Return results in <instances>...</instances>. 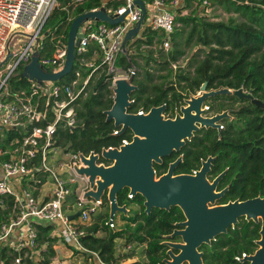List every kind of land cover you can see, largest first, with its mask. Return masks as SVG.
<instances>
[{"label": "trees", "instance_id": "16d2710c", "mask_svg": "<svg viewBox=\"0 0 264 264\" xmlns=\"http://www.w3.org/2000/svg\"><path fill=\"white\" fill-rule=\"evenodd\" d=\"M64 4L67 0H61ZM101 0H87L74 9L79 14L86 9L100 4ZM114 4H117L115 1ZM222 7L230 15L227 20H210L207 15L192 10L187 14H177L173 32L170 34L168 50L162 47L163 34L157 30L145 27L134 43L156 45V49L137 50L134 55L143 58V64L138 63L131 54L127 57L120 55L118 66L127 70L134 64L140 68L135 71L134 83L138 86L132 93L133 105L130 112H136L140 107L147 111L153 105L165 103L167 116H173L175 110L183 102V98L194 94L206 82L208 89L227 87L232 90L243 89L250 92L255 98L264 101V0H210V5ZM189 6V3H186ZM67 17V11L56 7L47 21V26L59 25ZM179 24V25H178ZM59 30V27H58ZM67 36L68 27L63 30ZM196 49L187 57L188 52ZM139 48V47H138ZM156 53V54H155ZM92 55V47L83 55L88 59ZM76 55L72 71L60 82L69 83L75 78V71H80L79 85L89 74L90 67L79 64ZM185 61L184 65L182 62ZM98 63V61H96ZM158 72V82H153V73ZM96 71V70H95ZM93 72L84 89L73 104V125L61 121L54 135L55 145L64 150L88 153L91 150L99 151L102 147L119 145L121 139H130V132L121 136L113 135L115 127L112 121H106L104 110L112 104V93L109 88L111 74L107 73L105 66ZM163 72V73H161ZM96 73L98 76H96ZM8 88L12 92L18 89H29L30 81L21 74L10 76L7 79ZM216 101L212 105L215 111L232 109L231 118H225L220 135L216 129L203 128L195 133L181 149L183 159L177 166V172H191L197 169L202 159L213 156L209 177L214 178L225 170L218 183V189L227 186L219 202L234 199H248L264 195V107L253 104L248 98H240L234 94H219L210 97ZM233 103H238L236 107ZM53 120L49 113L45 124ZM30 128V125L27 127ZM20 127L6 129V135L19 137L26 134ZM169 157L163 159L161 164H154L158 175L162 174ZM128 189L117 193L119 204L136 203L138 209L128 210V215L120 214L124 226L113 230L106 222L108 220V201L103 196L105 213L100 212L96 219L84 225L86 234L81 238L82 245L88 250L98 254L105 264H113L120 259L135 256L134 248L126 253L116 255L115 239L124 238L125 244L137 242L146 243L144 253L146 260L134 261L130 264H157L164 253L165 245L160 243L161 234L168 232L172 222L181 217L178 207H171L166 211L153 208L146 214L143 206V197L127 196ZM38 228V241L47 242L43 254V263L49 261L54 255L52 242L56 237H50V225L36 224ZM259 225L253 221L242 218L229 229V233L220 235L211 246H206L204 252L205 264H241L233 260V256L241 247L236 248L240 242L238 238H246V242L253 244V237L258 236ZM101 231L104 235H97ZM235 242L236 244H233ZM225 248V249H223ZM245 248V247H244ZM47 251V253L45 252ZM74 253H83L77 248ZM100 264V263H99Z\"/></svg>", "mask_w": 264, "mask_h": 264}, {"label": "built area", "instance_id": "2783aa9c", "mask_svg": "<svg viewBox=\"0 0 264 264\" xmlns=\"http://www.w3.org/2000/svg\"><path fill=\"white\" fill-rule=\"evenodd\" d=\"M86 1L67 0L63 4L61 0H0V129H27L22 136L0 141V264H44V257L41 258L40 254L46 246L41 247L38 241L36 224L45 223L52 225L49 236L62 241L71 249V254L77 248L83 253L95 255L100 264H105L96 252L81 243L86 234L83 226L89 223L101 202L83 197L89 188V181L75 170V166L82 164L80 151L56 146V127L61 121L73 125L74 101L84 93L89 77L100 66H105L107 73L111 74L109 88L112 97L115 79L135 74L134 66L127 70L116 66L120 55L128 57L132 54L130 40L124 43V38L143 13L137 34L145 27L159 31L163 34L162 47L168 50L170 34L177 26L176 15L192 10L204 12L210 7V0H141L143 10L136 0H101L97 6L81 13L104 8L109 17L123 15V19L109 24L87 18L78 26L81 37L75 46L76 55H81L78 59L80 65L91 68L82 84L79 85L80 71L76 70L75 78L69 83L27 78L30 81L28 90L12 92L7 79L16 75L17 69L22 71L35 51L43 70L50 68L45 71L56 72L63 67L67 53V36L63 30L69 28L72 19L81 14H74V9ZM115 1L117 4H114ZM186 3H189L188 7ZM56 7L66 10L67 17L59 25H54L57 29L51 33L47 29V21ZM69 9H72V14ZM20 35L27 38L22 45ZM47 41L51 46L45 45ZM89 47H92V55L99 56L98 63L83 56ZM7 54L9 56L5 60ZM139 109L144 111L143 107ZM49 113L53 120L42 124ZM129 140L123 138L120 144ZM102 148L91 151L99 155L97 164L108 165L110 162L100 156ZM59 151L63 152L64 160L56 156ZM89 152L83 154L88 156ZM49 177L51 180H48ZM45 184L50 185V189L46 190ZM71 196L75 197L76 212L80 211L78 222L69 218L76 213H69L73 207L68 204ZM46 264L69 263L62 256H53Z\"/></svg>", "mask_w": 264, "mask_h": 264}, {"label": "water", "instance_id": "95a60500", "mask_svg": "<svg viewBox=\"0 0 264 264\" xmlns=\"http://www.w3.org/2000/svg\"><path fill=\"white\" fill-rule=\"evenodd\" d=\"M141 8V0H136ZM144 13L136 26L130 29L124 43L133 39L137 34L143 20ZM87 18L106 21L116 24L123 19L109 17L104 8L98 11H86L75 16L67 32V53L63 67L56 72L43 70L38 62V52H33L31 60L27 63L21 74L32 80H60L68 75L73 68L76 57L75 46L79 44L81 33L78 26ZM8 54L6 59L8 58ZM112 90L111 106L104 110L106 121H112L115 127L113 135L121 136L126 131L130 132V140L126 143L103 147L100 156L110 164H97L98 154L93 151L85 156L79 152L82 164L75 166L78 174H84L89 181V188L83 197H91L98 202L102 201L105 194L108 201L107 224L115 231L114 224L117 213L128 215L129 208L126 204H119L117 193L128 189L133 196L143 197V206L146 214L153 208L168 210L171 206H178L185 216V220L177 222L180 229L165 235L166 238L179 236L181 242L166 241L165 245L168 258L163 259L165 264H203L202 252L198 247L205 243L210 244L215 236L227 231L229 226H234L240 217L246 220L260 222V238L256 240L259 248L252 255L244 256L250 264H264V196L248 199H235L223 204L216 201L221 198L226 187L218 190L217 184L225 170L209 180L213 156H208L201 162L199 169L193 173L174 174V169L182 159V154L170 162L167 170L157 175L154 164H161L164 157L179 153L187 141H190L195 132L203 128L216 129L220 135L223 129L221 123L225 118H231L232 109L208 114L209 106L206 101L219 94H234L240 98H248L260 107L264 101L255 98L250 92L243 89L232 90L227 87L208 89L206 82L200 86L198 94H190L183 98V102L175 110L174 115L166 116V104L151 106L147 111L138 109L130 112L129 108L134 100L132 93L138 86L134 83V75L117 77ZM68 197H66L67 199ZM80 211L69 215L70 219L76 218ZM172 248L179 250L172 252Z\"/></svg>", "mask_w": 264, "mask_h": 264}, {"label": "rangeland", "instance_id": "374dc122", "mask_svg": "<svg viewBox=\"0 0 264 264\" xmlns=\"http://www.w3.org/2000/svg\"><path fill=\"white\" fill-rule=\"evenodd\" d=\"M69 10H70V14H72V9H69ZM199 14H202V15L205 14V15H207V18L210 19V20H227L230 15H235L232 12L225 11L222 7L217 6V5L210 6L204 12H199ZM57 24H55V25H57ZM60 26L61 27H64L65 25H60ZM48 28H49V31H51V33H54L56 31V29H57V26H54V25L53 26H48L47 29ZM140 35H141V31H139V33L137 34V36L135 38L131 39L129 41V43H131L135 39L139 38ZM20 37H21L20 38V44L22 45V44H24L26 42L27 38L25 36H23V35H20ZM48 42L49 41L45 42V45H47V47L50 45V44H48ZM151 48L156 49V45L149 46V45H146L144 43H140V44L139 43H134L133 45H130V50L132 52L131 56L138 63L143 64V58H141V56H139V55H134V54L137 53V50H140V51H143L144 52V50L151 49ZM195 49H196V47H194L192 50H190V52H188V54H187V57H189ZM98 57L99 56L96 55L94 58L98 60ZM179 62H182V60H180ZM184 63H185V61L182 62V65H184ZM133 66H134L136 72L140 70V68L138 67L137 64H134ZM116 67H118V64H117ZM45 70H50V68H45ZM150 71L153 73L152 74L153 75L152 81L153 82L160 81V79L157 78V75H158L157 70H155V69L152 68V69H150ZM16 72L17 73L20 72V69H17ZM95 72L98 73V69H96ZM97 73H96V76H98ZM161 73H163V72H161ZM198 92H199V90L196 91L194 94L196 95V94H198ZM215 102L216 101H212V99H208L206 101L205 104L209 106V110H210L208 112V114H213L214 112H217V111H215V110L212 109V105L215 104ZM237 105H238V103H233V106L234 107H236ZM227 109H229V108H227ZM5 132H6V129L5 128L4 129H0V141H5L6 140L7 135H6ZM56 156L59 159L64 160V155H63V152L62 151H59L56 154ZM48 180H51V177H49ZM44 187H45L46 190H48V189H50L51 186L48 185V184H45ZM68 204L73 205V207H72L71 211H69V213L76 212L75 197L74 196H71L70 200L68 201ZM129 208H131V209H138V205L136 203H131L129 205ZM105 209L106 208L102 204H100L97 207V211L92 216H94L96 213L98 214L100 212H104ZM120 214L121 213H117L115 215V217H114V224H115L116 227L123 225V220L121 219ZM74 221L75 222L80 221L79 217L74 218ZM115 243H116V246H117L116 252H115L116 255H118L119 252L120 253H123V254L126 253L130 249L129 247L131 246V248H134V250H135V256L134 257H131V258H127V259H120V260L116 261L113 264H130V263H133L136 260L143 261L145 259L144 256H142L143 255V253H142V247H137L134 244H131L130 246H128V245L125 246V245H122L121 242H119V240H116ZM40 244L46 246L47 245V242H43L42 241ZM51 246H52V249L54 250V255H51L49 257L60 256L61 254H63L64 255L63 258L66 259V261L69 260L68 261L69 264H99V262H98L99 260L95 257V255H93L91 253H81V252L80 253H74V251H73L72 254H71V252L69 254V248L62 241L58 240L57 238H55V240H53Z\"/></svg>", "mask_w": 264, "mask_h": 264}, {"label": "flooded vegetation", "instance_id": "af4514ba", "mask_svg": "<svg viewBox=\"0 0 264 264\" xmlns=\"http://www.w3.org/2000/svg\"><path fill=\"white\" fill-rule=\"evenodd\" d=\"M230 109V108H229ZM210 110H208V112H209ZM224 119L222 120V124H224ZM196 133V132H195ZM218 133V132H217ZM195 135V134H194ZM185 146V145H184ZM179 154H182V159H183V153H181V150H180V152L179 153H173V154H171L170 156H168L169 157V159H170V161L168 162V164L170 163V162H172L173 160H175L177 157H178V155ZM164 158H166V157H164ZM163 158V159H164ZM181 159V160H182ZM180 160V161H181ZM205 159H202L201 160V162L202 161H204ZM162 162H163V160H162ZM212 162H213V160H212ZM180 163V162H179ZM178 163V164H179ZM178 166V165H177ZM177 166L175 167V169H174V174H179V173H193L195 170H197V169H199L200 168V166H201V164H200V166L197 168V169H193L191 172H177ZM211 166H212V164H211ZM167 170V167H166V169H165V171ZM164 171V172H165ZM163 172V173H164ZM158 175V174H157ZM161 175V174H160ZM208 177H209V174H208ZM213 178H210L209 177V180H212ZM221 179V178H220ZM218 183H219V181H218ZM225 188V187H224ZM217 189H218V184H217ZM223 189V188H222ZM218 190H220V189H218ZM226 190H227V186H226ZM225 190V191H226ZM225 193V192H224ZM130 193H129V191H128V194H127V196L129 195ZM105 195V194H104ZM103 195V196H104ZM131 195V198L133 197V195L132 194H130ZM224 195V194H223ZM103 196H102V201H101V204L103 205ZM258 196H262V195H258ZM264 196V195H263ZM256 197V196H255ZM220 199V198H219ZM219 199L216 201V203L217 204H223V203H226V202H219ZM235 200V199H234ZM228 201H231V200H228ZM227 201V202H228ZM105 207V206H104ZM171 207H174V206H171ZM170 207V208H171ZM176 207H178V206H176ZM170 208L168 209V210H170ZM179 208V207H178ZM180 209V208H179ZM133 210H135V209H133ZM163 210H165V209H163ZM168 210H166V211H168ZM180 211H181V217L179 218V219H177V220H175V221H173L172 222V227H171V229L168 231V232H166V233H163V234H161V236H162V239L160 240V243H162L163 245H165V242L166 241H172V242H176V243H178V242H181V238L179 237V236H174V237H172V238H166L165 237V235H167V234H169V233H172L175 229H180V228H182L181 226H178L176 223L177 222H181V221H184L185 220V216H184V214L182 213V210L180 209ZM96 215H97V213L94 215V216H92L91 217V222L92 221H94L95 219H96ZM243 217H240L239 219H238V221H237V223L239 222V220H241ZM245 219V218H244ZM246 221H248V220H246ZM249 221H253V220H249ZM254 222V221H253ZM236 223V224H237ZM254 223H256V222H254ZM235 224V225H236ZM256 224H258L259 225V228H258V236H256V237H253V239H252V242H253V244L252 245H250L248 242H246V238L245 239H243L242 237H241V234H240V237L238 238V240L240 241V242H238L237 244L235 243V242H233V244H236V248H238V247H241V248H243V249H241L239 252H237L234 256H233V260H236V261H238V262H240L241 264H250V262L249 261H247V260H242L243 258H244V256H247V255H252L254 252H255V250L257 249V248H259V245L256 243V240H258L259 238H260V233H259V230H260V222H258V223H256ZM234 225V226H235ZM124 226V221H123V225H121V226H118V228H121V227H123ZM234 226H229L228 228H227V231L226 232H224V233H221V234H219V235H217V236H215V238L213 239V240H211V242H210V244H205V243H203V244H201L199 247H198V250L199 251H201L202 252V260H203V264H205V262H204V252H205V249H206V246H211V244H212V242L214 241V240H216V238L218 237V236H220V235H223V234H227V233H229V229L230 228H233ZM97 235H99V236H101V235H104V233H102L101 231H98L97 233H96ZM116 240H119V242H121V244L122 245H128V246H130L131 244H134L135 246H137V247H142V253H143V255L142 256H144V260H146V255H145V253H144V248L146 247V243H137V242H132V243H128V244H125V239L124 238H117V239H115V242H116ZM245 247V248H244ZM129 248H131V246L129 247ZM169 249V247L167 246V245H165V249H164V253H163V255H161V259H160V262H158L157 264H165L164 262H163V259H167L168 258V255H167V250ZM223 249H225V248H223ZM179 250H177V249H174V248H172V252L173 253H177ZM136 261H138V260H136ZM182 264H187V262H183Z\"/></svg>", "mask_w": 264, "mask_h": 264}, {"label": "crops", "instance_id": "0c3cea01", "mask_svg": "<svg viewBox=\"0 0 264 264\" xmlns=\"http://www.w3.org/2000/svg\"><path fill=\"white\" fill-rule=\"evenodd\" d=\"M95 57V55H91L90 57H88V59L91 61V62H93V63H95L96 62V60L97 59H95L94 58ZM44 225H47L46 223L44 224ZM51 227H52V225H50ZM51 231H49V233H50ZM55 237V236H54ZM57 238V237H56ZM58 242V241H57ZM42 246H44V245H41V247ZM69 246H72V245H69ZM70 249V248H69ZM44 250H45V248H44ZM46 253H47V251H45ZM70 252H72L71 251V249L69 250V254H70ZM42 254V255H41ZM40 254V257L42 258V257H45V255L43 254V252ZM68 254V255H69ZM60 256H62V257H64V255L63 254H61ZM67 257V256H66ZM69 260H67V262H68Z\"/></svg>", "mask_w": 264, "mask_h": 264}]
</instances>
